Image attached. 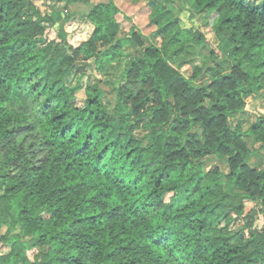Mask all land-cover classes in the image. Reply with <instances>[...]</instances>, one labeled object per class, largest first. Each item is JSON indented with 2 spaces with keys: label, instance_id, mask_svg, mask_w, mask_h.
Wrapping results in <instances>:
<instances>
[{
  "label": "trees",
  "instance_id": "trees-1",
  "mask_svg": "<svg viewBox=\"0 0 264 264\" xmlns=\"http://www.w3.org/2000/svg\"><path fill=\"white\" fill-rule=\"evenodd\" d=\"M183 3L229 71L173 0L151 8L156 43L135 25L121 37L113 0H0V264H264V168L250 162L264 116L231 124L264 91V0ZM77 4H92L79 30ZM128 44L140 55L112 112L98 84L79 103L86 72L111 73ZM216 158L226 172L206 171Z\"/></svg>",
  "mask_w": 264,
  "mask_h": 264
},
{
  "label": "rangeland",
  "instance_id": "rangeland-1",
  "mask_svg": "<svg viewBox=\"0 0 264 264\" xmlns=\"http://www.w3.org/2000/svg\"><path fill=\"white\" fill-rule=\"evenodd\" d=\"M93 1L94 3H98V2H106L108 0H92V4ZM114 2L121 10V13L117 15L118 21L120 22L121 25L120 36L128 33L130 27L132 25H135L142 33L146 35L148 39H150L151 42H153L154 35L152 33L156 30V28L151 25L149 20V16L151 13V6L148 4L147 0H114ZM173 3H174L173 5H175L174 12L180 17L182 25L187 28L194 27L202 33L203 39L207 44L201 50V53L209 54V49H208L209 47L215 49L218 55V61L229 71L232 67L230 53L226 49L218 47V40L215 37L214 33L212 32L211 28L205 25V22L200 17L192 18L190 16L191 12L189 11V7H187V4L183 3V0H173ZM91 5H80L82 7L80 8L78 7V9L71 6L68 8V10H66L68 14L71 13L79 14V16L75 18L76 20H74L79 23L78 30L82 25V21H83L82 16L87 13V11L91 8ZM45 6H46L45 3L40 4V7L42 9H44ZM58 9L64 10L65 7H63V5L62 6L59 5ZM52 27L53 30L51 32L50 38L54 39L58 36V33L60 31V25L58 23H55ZM76 33L77 30L76 31L74 30V34ZM197 53L198 51L194 49L190 53L191 55L190 57L192 56L196 57ZM130 54L131 57H133L137 55L138 52L135 53L133 50H131ZM124 63L125 62H120V64L117 65L115 63L114 69L111 70V73L109 71L107 73H99L96 69H94L95 68L94 66L91 67L82 78L81 83L83 85V89L78 91L77 93L78 102L82 103L86 98L87 96L86 89L88 86L98 84L100 88L105 89V91L107 92L103 100L106 106L108 107V109L110 110V112H112L115 103L113 96L115 91V86L120 83L119 79L126 65ZM86 66H88V64H86ZM183 71L187 76H190V69L188 67L185 68ZM259 116H264V91L250 97L247 102L246 112L243 115L239 116V118L235 117L231 121L233 125L236 122L240 123V121H242L243 129L244 131H246L250 127V125L256 121V119ZM246 140H249L248 142L251 144V140L249 138H246ZM254 156L259 158L257 160L261 161L262 164L264 163L262 161L263 159H261V157L264 158V156L257 153L254 154ZM214 167H219L221 170L226 172L227 170L226 160L222 158H216L208 161L206 171H210ZM253 207H254L253 205L248 204L246 211L249 212ZM247 222L248 221L245 217H241L235 223L232 224V228H235V230H243L245 235L248 236V230L247 228H245ZM263 226H264V216L260 214L254 216L253 227L257 229H261ZM6 231H7V227H4L0 232V237L3 234H5ZM8 251L9 248L4 246L2 243H0V254H6L8 253ZM32 253L33 251H30L28 253L30 257Z\"/></svg>",
  "mask_w": 264,
  "mask_h": 264
},
{
  "label": "crops",
  "instance_id": "crops-1",
  "mask_svg": "<svg viewBox=\"0 0 264 264\" xmlns=\"http://www.w3.org/2000/svg\"><path fill=\"white\" fill-rule=\"evenodd\" d=\"M114 1V0H113ZM106 2H108V1H106ZM147 2H148V4L151 6V8H153V7H155V6H157V5H160V4H165L166 2H167V0H147ZM98 3H105V2H98ZM93 4H97V3H94V1H93ZM116 4V3H115ZM73 7L74 8H77L78 9V7L80 8V7H82V6H80L79 4H77V5H73ZM90 10V9H89ZM88 10V11H89ZM88 11H87V13H88ZM149 20H150V16H149ZM196 29V28H195ZM139 30V29H138ZM140 31V30H139ZM196 31H198V29H196ZM141 32V31H140ZM201 35H202V33L200 32V31H198ZM142 33V32H141ZM120 34H121V32H120ZM144 36H146L144 33H142ZM153 34V33H152ZM215 35V34H214ZM130 36V34H129V32L128 33H126V34H123V35H121V37H123V38H127V37H129ZM203 36V35H202ZM154 41L153 42H155L156 43V41H155V38L153 39ZM128 50V51H127ZM131 50H133L135 53L136 52H138V54L137 55H135V56H133V57H131V54H130V51ZM140 55V51H139V49H138V47H135L134 45H132V44H128V45H126L125 46V48H124V50H123V57L120 59V61H118L117 63H116V65L117 64H120V62H125L124 64H126L125 65V67H124V69L128 66V64H129V62L132 60V59H134L135 57H137V56H139ZM246 112V110L243 112V113H240V114H238V115H236L235 117H237V118H239V116H241V115H243L244 113ZM233 119V118H232ZM231 119V120H232ZM254 123V122H253ZM252 123V124H253ZM231 124L233 125V123H232V121H231ZM237 124V122L234 124V125H236ZM233 125V126H234ZM261 157V156H260ZM257 159H259V158H257L256 156H254L253 155V157H252V159H251V164L253 165V166H257V167H259V168H264V163L262 164V162L261 161H259V160H257ZM261 159H263L262 161L264 162V158H262L261 157ZM259 161V162H258Z\"/></svg>",
  "mask_w": 264,
  "mask_h": 264
},
{
  "label": "clouds",
  "instance_id": "clouds-1",
  "mask_svg": "<svg viewBox=\"0 0 264 264\" xmlns=\"http://www.w3.org/2000/svg\"><path fill=\"white\" fill-rule=\"evenodd\" d=\"M80 39H82V40H83L84 38H83V37H81Z\"/></svg>",
  "mask_w": 264,
  "mask_h": 264
}]
</instances>
